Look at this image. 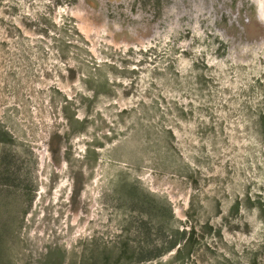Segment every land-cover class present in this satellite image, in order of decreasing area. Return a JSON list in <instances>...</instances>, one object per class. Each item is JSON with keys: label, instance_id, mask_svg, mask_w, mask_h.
Masks as SVG:
<instances>
[{"label": "rangeland", "instance_id": "obj_1", "mask_svg": "<svg viewBox=\"0 0 264 264\" xmlns=\"http://www.w3.org/2000/svg\"><path fill=\"white\" fill-rule=\"evenodd\" d=\"M0 264H264V0H0Z\"/></svg>", "mask_w": 264, "mask_h": 264}]
</instances>
